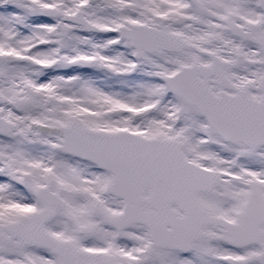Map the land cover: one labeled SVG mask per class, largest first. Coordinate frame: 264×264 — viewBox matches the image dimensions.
<instances>
[{
  "label": "snow or ice",
  "instance_id": "6c2138e0",
  "mask_svg": "<svg viewBox=\"0 0 264 264\" xmlns=\"http://www.w3.org/2000/svg\"><path fill=\"white\" fill-rule=\"evenodd\" d=\"M0 264H264V0H0Z\"/></svg>",
  "mask_w": 264,
  "mask_h": 264
}]
</instances>
